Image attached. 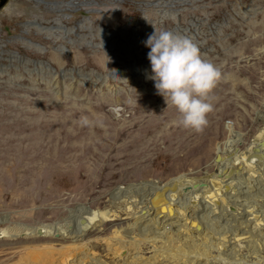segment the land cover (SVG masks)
<instances>
[{"label":"rangeland","instance_id":"374dc122","mask_svg":"<svg viewBox=\"0 0 264 264\" xmlns=\"http://www.w3.org/2000/svg\"><path fill=\"white\" fill-rule=\"evenodd\" d=\"M37 1H0V229L50 225L66 235L0 239V264L70 246L64 264H264V228L246 215L264 213V147L253 155V178L242 171L221 186L229 212L201 192L177 190L171 204L155 205L146 191L113 196L147 181L166 188L212 177L253 147L264 132V0H94L78 10ZM61 16L65 29L88 21L74 33L37 31ZM155 30L191 39L222 73L200 132L177 125L178 112L148 78L145 41ZM168 204L201 231L138 215ZM105 210L115 217L75 228L87 212ZM45 258L30 264H54Z\"/></svg>","mask_w":264,"mask_h":264},{"label":"bare ground","instance_id":"6f19581e","mask_svg":"<svg viewBox=\"0 0 264 264\" xmlns=\"http://www.w3.org/2000/svg\"><path fill=\"white\" fill-rule=\"evenodd\" d=\"M98 1H102V0H98ZM108 1L116 2L117 0H108ZM143 1H147V0H143ZM37 2H40L41 4L45 5V7H48L50 9H54V10H59L62 7L65 9L78 10L80 7H82L84 5L96 3L94 0H61V2H59V3L58 2L46 3V2H43L42 0H38ZM168 3H169V0H166V2L164 4L167 5ZM147 4L148 5H155V6H159V7L164 5L162 2H159V1H156V2L149 1V2H147ZM164 13H166V12H162V16H164ZM168 17L174 18V16L171 14ZM65 18H67V16H61V17L55 19V23H53L51 26L40 27L39 25H36V24H35V26L37 28V31L44 32L48 35H51L50 33H53L54 30H56V32L58 31V32H62L64 34L66 32L74 33L73 30L75 28L80 27V24H82L85 21H88L86 18L82 21H79L78 24L76 26H74L73 28L65 29L64 27L60 26V19H65ZM54 34H56V33H54ZM54 36H56V35H54ZM22 42H23V40H22ZM34 49H36V48H34ZM55 65L60 66V62L58 60H56ZM174 128L178 129L179 127L174 126ZM261 139L264 140V132H261L256 137V139L254 140V145L252 148H250V150H248L245 153H242L240 155V157L237 160H235L233 163L230 162L231 167L228 168L229 170L227 172L223 173L222 175H220V173H219V175L217 177L215 175H213V174L220 172L222 167H227L230 163L228 165H226V164L221 165L220 164L219 167L217 166L218 168H215V170L212 173H210V175L212 177L204 178L208 184L207 187L204 186L203 188H198L195 191L186 192V194L193 193L194 195H196V193L201 192V196L203 197L204 201L207 204H210V203L214 204V205L219 206L220 208L224 209L226 212H229V211H227V208L225 206L226 203H228V197H221V195L224 191L221 186H223L224 183L230 184L229 180H232V178L235 175L237 176L238 173L243 174L242 171L246 172V175L249 177L247 179L253 178L254 175H251V173H253V171H251L250 167L252 166L253 161H254L253 155L258 151H262V149L264 147ZM260 148H262V149H260ZM181 176H178L176 178H179ZM178 183H180V185H177V187H174L175 184L172 183V185L169 184L166 188L157 184V182H151V181H147L146 183L138 184V185H127L126 187L119 188L116 191V193L114 191L113 196L116 199H119L122 196L123 197H129L130 193H123V192H128V191H133V190H141V191H146L145 193H147V195L150 194V196H151L150 202L153 205L159 204L160 202H163L164 200H165L164 202L167 203L168 198L170 199L168 202H169V204H171L173 202L171 199L175 198V192L177 190H179L182 186L188 185L191 182L179 180L177 182V184ZM168 188L170 190H164V189H168ZM121 193H123V194L121 195ZM182 195H183L182 193L178 192V196H182ZM189 202L194 205L198 201H196L195 198H193V196H190ZM169 204L165 206L166 209L164 207H156L155 208V206L152 205L151 208L149 207L146 211L142 210L144 212H142V214H138V215H141V220H143V221L144 220H150L151 221V220H153V218L158 219L159 217L161 218V216H165V218H167V220L174 219L172 221L175 222V218H180V221L183 224V226H187L188 229L195 228L196 230H194V231H197V232L201 231V230H197L198 227L196 228V226H192L191 224H189L187 222V220H184V216L182 213L183 211L179 212L178 210L170 207ZM229 207H231V206H229ZM78 208H81V207H78ZM252 208H253V206H252ZM233 209H234V207H233ZM126 211H128V210H126ZM233 211H234V215L239 214L236 210H233ZM250 211L251 212H249L247 209L246 215L250 216V218L252 217V222H254L258 226H261L264 228V216H262L264 213H259V215H256L257 213H256L255 208L250 209ZM147 213L149 214V216H147ZM113 214L114 213L111 212L110 210H105L103 212H99V211L87 212L86 216L84 218L78 219L75 228L79 227V228H81V230H86L87 228H89L91 226V223L93 221H95V219L98 218V219L102 220L103 222H105V221H108L110 219V217L114 218L115 216L113 217ZM232 214H233V212H232ZM212 230L210 229L211 232H212ZM55 231H54V228L50 225H38L35 227H22L18 233H13V234L10 233L9 230H7V229H0V239H3V238L8 239V238H12V237H17V238H20V237L21 238H28V237L48 238V237H64L66 235V233H64L65 232L64 230L60 231V230L56 229ZM210 242H212V243L215 242L214 243L215 244L214 249H216L218 254H219L217 257H219L218 259L222 260V262L225 263L226 259L225 258L223 259V256H221L222 258L220 257V254H224L221 252V248H220L222 243H223L222 240L218 239L217 237H214V239H212V241H210ZM172 250H174V249H172ZM72 252H73V249H71V246L60 249L57 252L49 249L47 252V253H49V256L44 255L41 257L40 254L35 253V254H31L29 256H25L24 259H22V260H23V262H28L30 264V263H35L40 258L44 259L46 257L44 262H46L47 260H52L54 264H64L66 260H69V255ZM118 252L121 253V250H119ZM84 260L85 259L83 258L81 262H84ZM72 263L73 262H69V264H72Z\"/></svg>","mask_w":264,"mask_h":264},{"label":"clouds","instance_id":"9594fccd","mask_svg":"<svg viewBox=\"0 0 264 264\" xmlns=\"http://www.w3.org/2000/svg\"><path fill=\"white\" fill-rule=\"evenodd\" d=\"M150 48L149 79L157 94L179 114L177 125L200 132L207 124L213 106L210 94L222 77L220 69L202 59L198 46L185 36L168 30H155L145 41ZM87 123L85 119L83 121Z\"/></svg>","mask_w":264,"mask_h":264},{"label":"water","instance_id":"95a60500","mask_svg":"<svg viewBox=\"0 0 264 264\" xmlns=\"http://www.w3.org/2000/svg\"><path fill=\"white\" fill-rule=\"evenodd\" d=\"M1 1V0H0ZM236 137H239V135L235 134ZM214 161L216 162H219L221 159H220V156L218 155H215L213 156L212 158ZM203 168V167H202ZM202 168H200L199 170H196V171H200ZM234 168V167H233ZM226 171V167H222L221 169V173L220 175H222L223 173H225ZM204 186H208L207 182L205 179L203 178H198L197 180H193L191 183H189L188 185H184L182 186L178 192L179 193H186V192H192V191H195L196 189L198 188H203ZM217 204V203H216Z\"/></svg>","mask_w":264,"mask_h":264}]
</instances>
